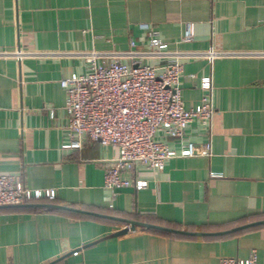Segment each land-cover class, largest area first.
Listing matches in <instances>:
<instances>
[{
  "label": "crops",
  "instance_id": "crops-1",
  "mask_svg": "<svg viewBox=\"0 0 264 264\" xmlns=\"http://www.w3.org/2000/svg\"><path fill=\"white\" fill-rule=\"evenodd\" d=\"M189 22L195 37L186 42ZM152 32L186 56V108L201 102V78H213V155L176 156L163 170L136 163L125 175L148 186L113 198L104 176L119 149L85 135L79 148L66 147L78 138L67 128L60 81L86 72L92 52L134 63L121 52L148 48ZM212 47L237 55L210 61L201 54ZM2 50L31 53L21 61L0 56V174L55 189L54 204L200 234L138 227L109 237L127 224L57 208L0 207V264H219L253 249L264 264V224L229 231L264 220V0H0ZM186 136L198 147L210 140L198 122ZM155 138L182 148L163 132Z\"/></svg>",
  "mask_w": 264,
  "mask_h": 264
},
{
  "label": "built area",
  "instance_id": "built-area-1",
  "mask_svg": "<svg viewBox=\"0 0 264 264\" xmlns=\"http://www.w3.org/2000/svg\"><path fill=\"white\" fill-rule=\"evenodd\" d=\"M194 37V24L189 22L182 39L188 42ZM131 44L135 46L134 41ZM30 53L2 50L0 56H13L21 61ZM87 55L86 72L73 73L60 81L66 92L67 128L73 139L78 138L66 147L79 148L81 137L85 135L92 141L119 149L116 164L108 167L104 176V187L111 191L113 198L124 188L140 190L148 186L147 180L130 179L125 175L136 163L163 170L166 162L176 156L213 155L211 137L216 113L213 78H201L200 86L204 91L201 102L186 108L180 86L186 56L170 51L157 32L151 33L148 48L121 52V55L135 59L132 64L96 52ZM201 55L213 61L237 53L212 47ZM149 57L160 58L163 63L145 62ZM193 122L206 127L210 136V140L200 147L186 136V130ZM158 132L180 140L182 148L177 151L157 140ZM56 197L53 188L27 187L21 173L0 174V206H17ZM109 206L114 207L113 201ZM219 264L260 263L257 250L253 249L247 258L222 257Z\"/></svg>",
  "mask_w": 264,
  "mask_h": 264
},
{
  "label": "water",
  "instance_id": "water-1",
  "mask_svg": "<svg viewBox=\"0 0 264 264\" xmlns=\"http://www.w3.org/2000/svg\"><path fill=\"white\" fill-rule=\"evenodd\" d=\"M0 207H8V206H0ZM16 207H49V208H57V209L77 212V213H80V214L94 215V216L114 219V220H117V221L125 222L127 224L121 230H118V231L110 234L109 237L120 236V235L127 234V233H129L131 231L132 232L136 231L138 227H143L145 229H153V230H158V231H163V232H168V233H174V234H182V235H196V234H200V233H197V232H190V231L180 230V229H176V228H172V227H168V226H163V225L149 223V222H143V221L134 220V219L121 218V217H117V216H113V215H109V214H101V213H97V212H93V211H89V210H84V209H80V208H75V207L66 206V205H60V204H54V203H26V204H22V205H17ZM261 224H264V220L248 223V224L239 226V227H237L235 229H232V230H229V231L231 232V231L240 230V229H244V228H248V227H252V226H256V225H261ZM229 231H225V232H221V233H226V232H229Z\"/></svg>",
  "mask_w": 264,
  "mask_h": 264
},
{
  "label": "trees",
  "instance_id": "trees-1",
  "mask_svg": "<svg viewBox=\"0 0 264 264\" xmlns=\"http://www.w3.org/2000/svg\"><path fill=\"white\" fill-rule=\"evenodd\" d=\"M49 202L53 203V202H55V199L54 200H49ZM62 211L65 212V213H68V214L76 215V216H90V217H93L91 215L80 214V213L73 212V211H68V210H62ZM150 230L155 231V232H160V233H168V232H163V231H158V230H153V229H150Z\"/></svg>",
  "mask_w": 264,
  "mask_h": 264
}]
</instances>
